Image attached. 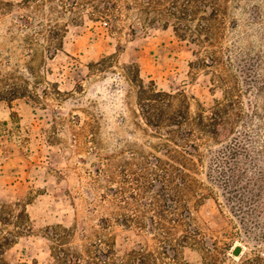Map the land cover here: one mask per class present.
I'll use <instances>...</instances> for the list:
<instances>
[{"label":"rangeland","instance_id":"obj_1","mask_svg":"<svg viewBox=\"0 0 264 264\" xmlns=\"http://www.w3.org/2000/svg\"><path fill=\"white\" fill-rule=\"evenodd\" d=\"M138 247L264 264V0H0V264Z\"/></svg>","mask_w":264,"mask_h":264},{"label":"trees","instance_id":"obj_2","mask_svg":"<svg viewBox=\"0 0 264 264\" xmlns=\"http://www.w3.org/2000/svg\"><path fill=\"white\" fill-rule=\"evenodd\" d=\"M184 183V181H183ZM98 257L101 259L102 262L107 261L110 259V255L114 253L113 249H98ZM143 248L138 247L136 249H130L127 252V258L125 259V264H146L145 257L142 255ZM121 261H124L121 259Z\"/></svg>","mask_w":264,"mask_h":264},{"label":"water","instance_id":"obj_3","mask_svg":"<svg viewBox=\"0 0 264 264\" xmlns=\"http://www.w3.org/2000/svg\"><path fill=\"white\" fill-rule=\"evenodd\" d=\"M241 251H242V246H241V244H236L233 248H232V254L233 255H235V256H237V255H239L240 253H241Z\"/></svg>","mask_w":264,"mask_h":264},{"label":"flooded vegetation","instance_id":"obj_4","mask_svg":"<svg viewBox=\"0 0 264 264\" xmlns=\"http://www.w3.org/2000/svg\"><path fill=\"white\" fill-rule=\"evenodd\" d=\"M147 1V3L149 2V0H146Z\"/></svg>","mask_w":264,"mask_h":264}]
</instances>
